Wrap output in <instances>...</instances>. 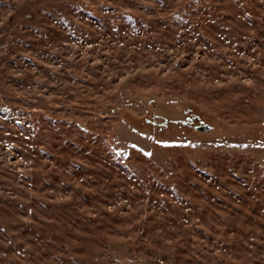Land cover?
I'll return each mask as SVG.
<instances>
[{"label":"rangeland","instance_id":"obj_1","mask_svg":"<svg viewBox=\"0 0 264 264\" xmlns=\"http://www.w3.org/2000/svg\"><path fill=\"white\" fill-rule=\"evenodd\" d=\"M0 264H264V0H0Z\"/></svg>","mask_w":264,"mask_h":264},{"label":"trees","instance_id":"obj_2","mask_svg":"<svg viewBox=\"0 0 264 264\" xmlns=\"http://www.w3.org/2000/svg\"><path fill=\"white\" fill-rule=\"evenodd\" d=\"M204 115L198 109V106L193 102L186 103L183 108V114L181 117H167L163 116L159 122V125H169L171 123L177 124L181 127L188 128L194 123L197 119H202ZM157 118H159L158 114H151L150 116H146V120L148 119L152 126H155Z\"/></svg>","mask_w":264,"mask_h":264},{"label":"water","instance_id":"obj_3","mask_svg":"<svg viewBox=\"0 0 264 264\" xmlns=\"http://www.w3.org/2000/svg\"><path fill=\"white\" fill-rule=\"evenodd\" d=\"M210 127H211L210 124H208L206 122H201V123L194 125V128L197 130H200V131L208 130V129H210Z\"/></svg>","mask_w":264,"mask_h":264}]
</instances>
